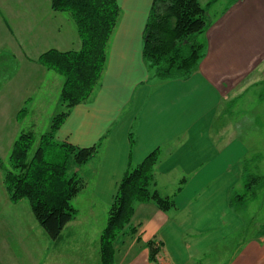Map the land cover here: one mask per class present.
I'll return each mask as SVG.
<instances>
[{
    "label": "crops",
    "instance_id": "1",
    "mask_svg": "<svg viewBox=\"0 0 264 264\" xmlns=\"http://www.w3.org/2000/svg\"><path fill=\"white\" fill-rule=\"evenodd\" d=\"M50 1L0 0V98L15 88L11 116L21 108L22 114L40 110L41 100L47 107L42 91L60 93L62 80L38 56L51 48L80 47L74 21ZM152 1L117 0L119 17L100 81L55 132L57 140L75 146L99 144L78 169L84 187L76 209L77 215L84 211L83 218L73 226L77 216L69 221L55 241L69 228L88 244L84 240L97 218L100 232L104 227L127 166L157 149L153 187L174 206L136 203L131 225L137 232L117 237L113 264H264V206L256 207V193L231 203L234 192L245 190V158L261 152L253 151V137L245 135L249 119H238L244 114L229 105L253 86L264 89V0H198L209 20L202 35L205 54L188 78L166 81L151 76L142 55ZM36 91L39 98H33ZM259 98L264 100V91ZM148 240L160 243L156 261L149 259Z\"/></svg>",
    "mask_w": 264,
    "mask_h": 264
},
{
    "label": "trees",
    "instance_id": "2",
    "mask_svg": "<svg viewBox=\"0 0 264 264\" xmlns=\"http://www.w3.org/2000/svg\"><path fill=\"white\" fill-rule=\"evenodd\" d=\"M50 4L53 10L66 12L72 18L80 39L78 49L51 48L37 58L40 65L62 77L59 96L65 110L51 118L49 130L39 135L37 143L30 130L20 131L6 162L1 160L0 166L9 200L25 199L45 234L58 240L64 226L77 214L72 200L84 186L74 167L90 161L99 144L75 146L57 140L55 132L71 108L87 100L97 87L120 9L117 0H51ZM206 11V5L198 0L152 1L142 44V55L152 77L166 81L191 75L205 54L202 35L209 22ZM22 111L24 108L18 113ZM157 160L155 149L140 163L129 164L119 180L99 235L98 264H113L117 237L137 232L138 227L131 225L136 203L153 202L162 210L174 206L170 196L161 195L153 187ZM263 160L262 154L245 158V190L234 192L231 203L252 197L255 186L258 189L264 186L260 166ZM146 245L149 259L156 261L160 243L148 240Z\"/></svg>",
    "mask_w": 264,
    "mask_h": 264
},
{
    "label": "rangeland",
    "instance_id": "3",
    "mask_svg": "<svg viewBox=\"0 0 264 264\" xmlns=\"http://www.w3.org/2000/svg\"><path fill=\"white\" fill-rule=\"evenodd\" d=\"M59 78L62 80L61 76ZM263 91V86H253L241 101H233L229 104L230 106L234 103L235 105L237 104L234 108L236 110L240 109V112L244 114L238 117V119H249V122L247 120L248 124L244 125V127H249V131L245 135L249 139L253 137L250 139L251 144L256 148L253 151H260L262 156L264 155V100H261L259 97ZM14 93H16L15 88L10 87L6 92L7 96H4L2 99L0 98V104L2 103L3 105L1 106L3 110L0 114V161L2 160L3 162H6L12 147V141H14H9L8 134L15 129H13L15 125L17 126L13 133V135L16 133L14 137L17 136L19 131L30 130L34 134L37 143L39 135L49 130L51 118L58 112L65 110V106L61 103L60 96L56 95L54 88L51 90L50 95L43 91L41 93L42 99H46V103H48L47 107L43 105L45 100H41L38 101L40 103V110L36 106L34 112H32L35 114H32L30 111L22 114L24 112L22 111L20 113L15 112L11 116ZM33 98H39V95L36 94ZM28 103H25V105L28 106ZM258 105L260 106L259 109ZM42 106L44 114L40 116L38 113L43 112ZM243 106H245L246 110L250 109V112H246ZM256 109L260 111V114H257L258 116L255 115ZM17 115L19 116L17 117ZM15 116L18 119L15 118L14 120ZM16 120L19 122L18 124L14 123L17 122ZM17 130L19 131L17 132ZM260 166L261 171L264 172V160ZM78 169L79 167H74V171H77L79 174ZM2 180L3 170L0 166V264H98L96 259L97 245H95L100 234L98 218L93 223V228H89L87 232L84 242L88 244L84 245L80 231L77 229H71V231L69 228L65 230L66 237L57 243L44 233L25 199L19 202H11L9 200ZM254 190L257 198L256 207L258 204L264 206V186L259 189L255 186ZM81 192L72 200L75 208L78 207V202L80 205L83 191ZM83 215L84 211L79 209L78 215L76 214L77 217L75 216L76 218L74 217L75 219L69 225L73 226L75 220L80 222Z\"/></svg>",
    "mask_w": 264,
    "mask_h": 264
}]
</instances>
